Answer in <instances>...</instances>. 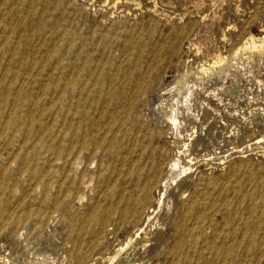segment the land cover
Wrapping results in <instances>:
<instances>
[{
	"label": "rangeland",
	"instance_id": "rangeland-1",
	"mask_svg": "<svg viewBox=\"0 0 264 264\" xmlns=\"http://www.w3.org/2000/svg\"><path fill=\"white\" fill-rule=\"evenodd\" d=\"M250 34L264 0H0V264H264V53L160 108Z\"/></svg>",
	"mask_w": 264,
	"mask_h": 264
},
{
	"label": "bare ground",
	"instance_id": "bare-ground-1",
	"mask_svg": "<svg viewBox=\"0 0 264 264\" xmlns=\"http://www.w3.org/2000/svg\"><path fill=\"white\" fill-rule=\"evenodd\" d=\"M257 51L264 53V36L261 37L260 35V37H256L255 35L250 34L243 41H241V43H239L236 46H233L226 53H221V52L217 53L216 56L214 57V60L210 64L204 65L205 64L204 63L199 67L198 70L186 69L183 72H181L177 78V81L173 85L163 90L164 93H172V95H174V98L176 99V103H172L170 101L165 102V107H163L160 104V108H164L163 110V115L165 116L164 118H166L167 121L168 120L171 121L173 124H178L179 111L185 112L186 115L191 113L190 104L191 101H193L192 100L193 94L199 87V84H201V80H202L201 78L200 80H197L199 81L197 85L196 77L191 76V74L198 75L201 77L203 76L206 79L222 78L224 80L228 76L230 78L234 77L235 72L230 68L232 66L235 67V64L241 63L246 55L248 56L251 53ZM220 86L222 90H228L229 92H232L233 89L232 84H226L224 82ZM186 118L184 117V121L182 122L183 127L186 126L187 124ZM186 170H188V168L185 167L184 165L183 166H176L175 164L171 165L169 180L174 182L175 186H177L179 182V178L183 173H185ZM167 186L168 184L164 189V193L167 190ZM130 242L131 240H128L125 244L118 245V248L115 250V252L112 255L108 257V260L109 261L118 260L121 256V252L125 249L127 245L130 244Z\"/></svg>",
	"mask_w": 264,
	"mask_h": 264
}]
</instances>
